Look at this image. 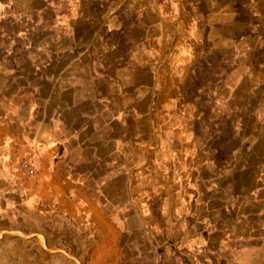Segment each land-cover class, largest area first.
Returning <instances> with one entry per match:
<instances>
[{
	"label": "crops",
	"instance_id": "0c3cea01",
	"mask_svg": "<svg viewBox=\"0 0 264 264\" xmlns=\"http://www.w3.org/2000/svg\"><path fill=\"white\" fill-rule=\"evenodd\" d=\"M226 51L230 77H264V0H0V232L62 220L108 264L131 209L143 221L178 213L163 206L168 178L218 162L184 84ZM238 159L234 193L257 171ZM255 226L237 235L240 250L264 252V214Z\"/></svg>",
	"mask_w": 264,
	"mask_h": 264
},
{
	"label": "rangeland",
	"instance_id": "374dc122",
	"mask_svg": "<svg viewBox=\"0 0 264 264\" xmlns=\"http://www.w3.org/2000/svg\"><path fill=\"white\" fill-rule=\"evenodd\" d=\"M165 26L170 27L169 21ZM226 56L223 65L217 52L211 53L209 65L183 88L184 100L195 107L194 132L209 143L208 150L218 162L207 169L205 163L195 161L187 177L168 178L171 186L163 206H172L178 213L169 209L161 218L143 221L131 209L118 257L108 264H264V252H256L249 243L240 250L235 243L241 230L248 237L258 233L255 219L264 214V77H230L235 67L228 57H233V51H226ZM237 92L241 111L233 98ZM255 102L258 110L248 111ZM239 157L242 165L252 157L257 171L252 180L243 175L242 191L234 193L229 169ZM217 177L222 179L220 185L230 186L224 188V195L211 189L217 187ZM61 222L51 219L33 233L24 228L0 232V264H101V258L93 262L91 257L92 236Z\"/></svg>",
	"mask_w": 264,
	"mask_h": 264
},
{
	"label": "built area",
	"instance_id": "2783aa9c",
	"mask_svg": "<svg viewBox=\"0 0 264 264\" xmlns=\"http://www.w3.org/2000/svg\"><path fill=\"white\" fill-rule=\"evenodd\" d=\"M25 172L26 174L28 175H32L34 173V163L28 159H24L22 162H21V165H20Z\"/></svg>",
	"mask_w": 264,
	"mask_h": 264
}]
</instances>
